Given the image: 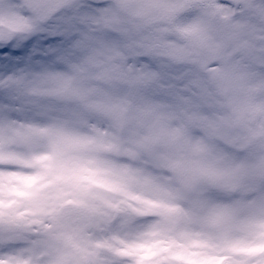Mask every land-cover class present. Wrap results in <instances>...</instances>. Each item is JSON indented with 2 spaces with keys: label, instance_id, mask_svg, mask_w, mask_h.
Masks as SVG:
<instances>
[{
  "label": "snow or ice",
  "instance_id": "6c2138e0",
  "mask_svg": "<svg viewBox=\"0 0 264 264\" xmlns=\"http://www.w3.org/2000/svg\"><path fill=\"white\" fill-rule=\"evenodd\" d=\"M0 264H264V0H0Z\"/></svg>",
  "mask_w": 264,
  "mask_h": 264
}]
</instances>
